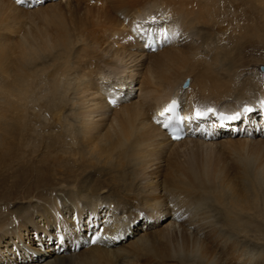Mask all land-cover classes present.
<instances>
[{
	"label": "bare ground",
	"instance_id": "6f19581e",
	"mask_svg": "<svg viewBox=\"0 0 264 264\" xmlns=\"http://www.w3.org/2000/svg\"><path fill=\"white\" fill-rule=\"evenodd\" d=\"M61 8L39 9L41 27L29 32L25 24L15 41L0 38V188L6 198H25L31 188L45 201L10 212L14 233L38 240L46 235L57 264L67 259L51 249V237L58 238L48 231L63 222L87 232L75 235L72 246L84 243V249L72 264H264V140L251 144L245 136L233 139L240 132L220 135L215 143L231 157L225 165L211 163L209 144L217 136L212 122L237 126L241 110L249 109L243 117L248 126L258 125L254 111L262 110L264 76L235 71L241 59L235 60L263 41L264 0H76L67 9L74 18L69 22ZM153 8L172 28L168 41L152 21L144 24L145 34L131 37L125 18L117 16L131 13V26ZM1 9L20 11L0 0V27L12 32ZM157 44V51L170 46L149 54ZM135 53L150 57L141 63L140 81L126 65ZM190 77L189 104L179 109L174 90ZM122 93L126 98H118ZM173 101L184 120L181 142L165 130ZM110 105L112 117L98 113L102 117L93 119ZM190 109L213 111L191 122ZM224 114L229 121H220ZM164 158L165 174L148 182L147 176L158 177ZM57 181L66 204L54 213L59 200L47 195ZM139 216L145 223L132 230ZM150 220L160 223L152 236L144 226ZM95 227L97 234L86 239Z\"/></svg>",
	"mask_w": 264,
	"mask_h": 264
},
{
	"label": "rangeland",
	"instance_id": "374dc122",
	"mask_svg": "<svg viewBox=\"0 0 264 264\" xmlns=\"http://www.w3.org/2000/svg\"><path fill=\"white\" fill-rule=\"evenodd\" d=\"M228 1L233 2L236 0H225V5L228 3ZM6 2L11 4L13 7H15L16 10L20 11V12H16L13 15H8L1 9V18H2L3 22L11 30H13L12 32H9V31L7 32V31L3 30L4 24H1L0 38L4 37L8 42L15 41L16 38H18L20 36V34H18L17 32L19 31V28L21 29L25 24H27L25 26V30H29V32L32 29H34L35 27H41L42 21H41L40 13L42 11L40 13H37L39 9H44L46 7H51V6H61L62 7L61 9H65L63 15H65L66 21L69 22V20H74L73 16L71 15V13L67 9L70 7V5H73L76 2V0H22V2H19V3L17 2V0H6ZM67 6H69V7L67 8ZM147 6H149V4ZM243 8L244 7H242V6L237 7V9L235 10L236 13H238L240 10H243ZM81 13H83V11H80V14ZM128 15H130V16H128ZM128 15L126 14V12H124V14H122V12L117 13L118 18H120L121 20H123V17L125 18V22H124L123 26H125L124 28H125L126 32L129 33L131 37L137 38L139 35L145 34V33H143L144 24H147L151 21L153 24H156L157 26H159L161 28L160 32H162V37H165L166 40L171 39L173 37L172 32H171L172 28H165V26L167 25L165 14H162V12L159 11L157 8H153L148 15L146 13L140 14L136 19H134V21H133L134 24H132L131 26H130L131 13H128ZM127 20H129V21H127ZM18 23H19V25H18ZM225 24L226 23H221L220 26H224ZM23 31H24V27L21 29V33H23ZM163 34H164V36H163ZM216 35L222 36L223 32L217 31ZM261 42L259 44H255L254 46H249L244 51H241L240 56H238V58L235 60V61H237L238 59H241L239 61V63H237V67H236L237 69H235V71H238V72L243 71V73L246 74L245 75L246 77H248L250 75L259 76V77L264 76V38H263V41H261ZM150 46H153V45H150ZM157 46H158V44L156 45V49H152V51L149 52V54H152V55L155 54L156 55L157 52H160L161 50L169 48L170 45L169 44H168V46L166 45L167 47L163 46L158 51H157V49H158ZM104 58L109 59L110 55L108 54ZM149 59H150V57H147L146 55L145 56H139V54H136V55L132 56L131 60H128V62L126 63V65L129 64V66H131V69L132 68H133V70L135 69L133 71L134 72L133 74H135L134 79H136L137 81H140L142 73L145 72V70H143L144 65H142L143 64L142 61L144 62L146 60L147 61L146 63H148ZM103 69H104V71H107L106 68H103ZM121 76H123V78H124V74H122ZM123 78L121 77L122 80H123ZM111 80L115 81V79L114 80L111 79ZM185 83L187 84V86H186V88H183V85ZM190 83H191V77H190V79L187 78L182 82L180 89L174 90V93L176 94V95L175 94L174 95L179 97L178 98L179 103H180L179 109H180V105H181V108L183 109V105H185V107H187L188 106L187 104H189L188 102H186V98L188 95L187 90L190 87ZM136 93L138 96L139 92L137 91ZM95 94H97V93H95ZM135 96H136V94H135ZM93 97H94L93 99L95 101L97 100L96 101L97 103L100 101V99H98V98H100V97H98V95H93ZM119 97L126 98V95L124 96V94L122 93V94L118 95V98ZM133 97H134V94L130 98H133ZM135 99H133V100H135ZM95 101H92L91 104L96 103ZM261 105H262V110L254 111L256 119L253 122V124H256V123L258 124L254 127L252 125L248 126L246 124L244 116L246 115L247 112L246 111L244 112L243 110H241L240 112L237 113V114H239V116H241V118H239V120L237 121V126L236 125L234 127L232 126V128L230 125L223 126V124H220L219 122H216V123L212 122L214 124V127H213L214 130H213L212 134H215V133L217 134L216 138L212 139L214 142L213 141L210 143L208 142L209 144L213 143V147H214V155H212L210 157L212 164L213 163L215 164L217 162V164H219V165H225L227 162L231 161L230 160L231 157L228 155V152L221 151L220 148L218 147V144L216 145V143H215V141L217 142L221 139L220 137H222V135L227 136L228 133H230V132L234 133V134L240 132V134L235 135L233 137V139L243 138L245 136V137H247L248 140H250L251 144H256V142L258 140H264V139H262V138H264V135L262 136V134L260 133L261 131H264V114H262V111L264 110V102ZM114 108H115L114 105H110V110H106L105 108L98 109V112L94 113L97 116L92 115L93 119L95 118L94 120H97L98 119L97 117H99V119L102 117L98 113L107 114V115H105V117H107V118L112 117L111 114L113 113ZM179 112L181 114V110H179ZM109 113H110V115H109ZM186 113L188 114L189 120L193 119L191 122H194V120H195V122L199 121L196 118V112L194 113L190 109V110H187ZM210 113H212V111L211 112L208 111V114H205L203 112L200 119H205V120L209 119L208 115H211ZM108 115H109V117H108ZM221 116H222V118L220 121H222V122L223 121L224 122L229 121V119H227V120H222V119H223V117H230V115L224 114ZM214 120L217 121L218 119H214ZM199 132H201V130L198 131V133ZM222 133H225V134H222ZM244 134H246L247 136ZM186 137L187 136L184 135V137L181 138V140H178L176 142L184 141L186 139ZM191 140L196 141L195 137ZM171 148H173V147H171ZM187 152H189V151L187 150ZM193 154L195 156L197 155L195 153H193ZM181 157H182V160L186 161V159L183 156V153H181ZM157 166H158L157 168L155 166H153L151 169L154 170V168H156V171H158V174H156V175L158 177L156 178V177H154V175L150 176L148 174L149 175V176H147V179H149L148 182H152V183L155 182L156 183L157 179H161V176H163L165 174V170L167 169L166 158L161 160V163L158 164ZM151 169H149L148 171H150ZM60 185H61V183H58V181L51 184L49 187L51 189L50 194L47 195V197H50V198L56 197L59 200L58 205L51 206L52 210H54L53 211L54 213L56 211L60 210L59 207L61 206L62 202L66 204V199L64 198L63 193L58 191V188L60 187ZM23 187H27V185H23ZM28 188H30V187H27V189ZM30 190H31L30 194H28V196L25 198H23L22 195H20V194H16L12 198H10V197L6 198L4 191H2V189L0 188V222L5 223L4 229H2V230L0 229V264H57V262H58V260H56L57 258L52 254V251L50 252V250H46L47 248H46L45 244L47 243L48 238L43 233L39 234L40 239L42 238L41 241H40V239L38 240L36 238L38 236L35 237L29 233L25 234L24 237H22V238H20L19 235L14 233V232H16L14 225H15V223L17 224V222H16V218H14L12 213H10L12 210H15L17 207H29V208L33 209L32 207L36 206V205L45 206L44 199L42 200V199L37 198L36 192L33 191L31 188H30ZM63 213L66 215V218H67L68 214L65 211H63ZM65 215H64V217H65ZM55 217L58 218L57 216H55ZM74 217H76V215H73L72 218H74ZM60 219H61L60 223H62V217H60ZM35 221H37V219H35ZM157 221L156 220L155 221L150 220L147 222V225H144V226H147V230L144 229L145 231H147V235L152 236V235H155L157 232H159L160 223H158ZM73 223L74 222L72 221V224ZM144 223H145V219L143 218V216H139V217H137L136 222L131 225V228H132V230L136 229V227H140V225L141 224L143 225ZM261 223L263 224V222H261ZM69 228H71V227L68 224H65V222H63V226L61 225L58 227V229L55 228V230H54V228H53L51 231H48L51 235H54L56 238H58V240H57V239L51 237V245H52L51 249L55 248V251H62L61 254L63 256L65 255L64 257L67 259V260H65V264H72L73 260H74V253H77V251L79 249L80 250L84 249L82 247V245H84V243L76 246V248H74L72 246L75 243V241H74V238L76 237L75 235L79 234L82 237V235H86V233H87L85 231V227H81L80 229H78V228L77 229H75V228L69 229ZM95 230H96L95 232L93 231L92 233H90V236L88 234L87 236H85V238L92 240L93 238L91 239V237H94L95 234H97V232L99 231L98 227H95ZM4 231H6V232H4ZM10 231H12V232H10ZM57 231H62V232L56 233ZM70 239L71 240L73 239V240L71 242H69ZM40 243H41V245H40ZM70 258H73V259H70Z\"/></svg>",
	"mask_w": 264,
	"mask_h": 264
},
{
	"label": "snow or ice",
	"instance_id": "6c2138e0",
	"mask_svg": "<svg viewBox=\"0 0 264 264\" xmlns=\"http://www.w3.org/2000/svg\"><path fill=\"white\" fill-rule=\"evenodd\" d=\"M17 2H18V3H19V2H22V0H17ZM176 107H177V101H173V102H172V107L169 109V111L175 109ZM207 111L211 112V111H213V110H212V109H208ZM245 111H249V109H245ZM201 115H202L201 111L197 110V111H196V118H200ZM237 115H239V114H237ZM223 118L228 119L229 117H223ZM174 138H179V137H174Z\"/></svg>",
	"mask_w": 264,
	"mask_h": 264
},
{
	"label": "water",
	"instance_id": "95a60500",
	"mask_svg": "<svg viewBox=\"0 0 264 264\" xmlns=\"http://www.w3.org/2000/svg\"><path fill=\"white\" fill-rule=\"evenodd\" d=\"M186 86H187V84L185 83V84L183 85V88H186Z\"/></svg>",
	"mask_w": 264,
	"mask_h": 264
}]
</instances>
